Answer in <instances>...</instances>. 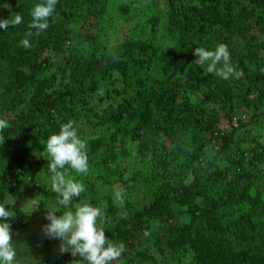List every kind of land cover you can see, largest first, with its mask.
<instances>
[{"label": "trees", "instance_id": "trees-1", "mask_svg": "<svg viewBox=\"0 0 264 264\" xmlns=\"http://www.w3.org/2000/svg\"><path fill=\"white\" fill-rule=\"evenodd\" d=\"M36 2L0 0V19L17 12L23 18L21 24L0 30V119L9 125L0 130V203L25 179H37L40 167L30 157L31 144L44 150L48 135L69 118H78L65 114L74 100L88 105L105 87L103 99L109 105L102 113L89 105L82 114L87 123L94 118L104 129L87 144L91 171L84 176L103 181L98 170L123 159V145L137 138L142 140L136 160L153 156L163 169L176 163L183 172L169 187L148 194L145 202L126 207L124 215L103 220L105 236L125 244L163 218L168 235L190 251L188 264H264V174L259 168L264 146L246 137L249 147H240L237 138L241 130L251 132L248 126L257 114L253 110L246 120L245 111H237L240 103L249 108L264 92V44L247 41L237 62L229 61L235 75L227 80L215 72L193 74L195 48H215L218 39L227 44L255 30L264 34V0H157L163 4V22L145 4L150 12L146 22L153 33L161 26V38L170 39V46L132 31L120 40L100 35L110 0H57L49 27L28 36ZM130 6L121 2L118 9ZM24 38L30 41L28 49L20 46ZM46 68L51 72L41 77ZM48 88L54 89L51 97ZM110 91L121 101L110 100ZM208 146L215 147V154L202 156ZM121 165L110 173L112 184L135 180ZM93 186L86 183L84 194L93 192ZM34 187L30 191L39 192ZM23 216L19 211L18 220ZM182 218L187 223L173 224ZM44 244L33 264H81L79 257L59 252V240L45 239Z\"/></svg>", "mask_w": 264, "mask_h": 264}, {"label": "rangeland", "instance_id": "rangeland-1", "mask_svg": "<svg viewBox=\"0 0 264 264\" xmlns=\"http://www.w3.org/2000/svg\"><path fill=\"white\" fill-rule=\"evenodd\" d=\"M121 2H128L131 4L130 10H119L118 5ZM110 4L103 24L101 27L99 25L100 29H98V31L102 33L100 35L107 34L110 40L111 36H115L113 40H120L121 37H124L123 34L132 31L134 35L138 34L143 37H152L156 40L157 45H172L170 39L166 37L161 38L163 34L161 31H158V29H161V26H157V30L153 33L151 25L145 20L147 13H150L147 8L144 7L145 4H149L154 13L161 15V22L165 20L163 16V4L161 2L158 3L157 0H110ZM4 9L7 12L11 11L7 6ZM136 12H138V14ZM104 37L105 36H103V38ZM247 41H253L256 42V44H264V34L259 30H255L242 37H234L233 40L231 39L228 41V51L230 50L229 54L231 53V55H229V61L232 63L237 62L239 56L238 52L241 51V48L244 47ZM214 42H216V45L220 43L219 39ZM216 45H214V47ZM260 53L262 55L263 50H261ZM193 71L194 75L202 76L207 72V67L206 65L201 67L197 64ZM50 72V68L44 69V71L41 72V77ZM117 87L120 88L121 84H117ZM261 87L262 90H264V82ZM105 90L106 88L103 87L98 94L92 95L88 105L83 104L80 98L74 100V104L70 105V109L65 111L67 118L70 116V112L78 115L77 119L69 118V120L75 122L79 135L82 139L86 140L87 144L90 139L95 137L98 133L101 135L104 129L96 123L97 120L94 118H92L90 123H87L85 119L82 118V114H87L89 112L87 110L89 105H94V110L99 113L103 112V108L106 104L109 105V100L103 99ZM46 93L47 96L51 97L54 94V89L48 88ZM110 95V100L116 102L121 101L120 97L115 94L114 91H110ZM252 97H256V93L252 94ZM256 101L255 105H251L249 108H247V106L243 107L242 105L244 103L241 102L240 109H237V111H245L246 120L252 115L253 110L257 112L248 126L251 128V132L248 135L242 134V130L237 132L240 147L243 144H247L249 147V144L245 140L246 137L257 139L260 144L264 146V92L262 93L261 99ZM106 135L108 136V134ZM141 140L142 138L127 140L123 145L126 156H124L123 159L120 157L110 161L108 170L102 168L98 170L103 176V181L101 179L97 180L92 176L90 177V174H88V178L84 175L77 176L69 169V174L81 180L84 185L88 182L93 183V192L90 191L81 194L80 198H74V202L77 200H87L91 205L100 208L102 216L98 220L99 226L105 219L110 221L113 217L118 218V216L124 215L126 207L134 208L136 204L145 202L149 197L148 194L151 192L169 187L174 183V179L179 178V176L182 177L183 172L179 171L176 163H172L170 166L163 169L158 165L156 157L151 155V157L145 158L144 161L139 159L136 160L137 147L141 143ZM31 150V159L36 161L40 167L37 179H25L15 187L13 192H8L2 202L14 212V215L10 217L9 220L11 222V230L15 233L13 236V243L17 248L16 264H33L41 257L44 252V240L49 239L42 231V226L47 223L44 218L45 212L47 209L55 210L57 207V194L51 191L47 181L48 159L45 150L39 151L34 143L31 144ZM215 151V147L208 146L205 148L202 156L210 157L215 154ZM134 158L135 161H137L136 163ZM120 160L123 161L120 162ZM119 164H123L121 166L127 168L128 175H135V180L131 179L128 180L127 183L112 184L114 177L110 173H112L115 166ZM90 167L91 166H89L88 172L91 171ZM259 168L264 174V161L259 164ZM31 186H35L34 188L36 190L39 189V192L30 191L29 188ZM117 191L123 194L121 200L115 199L114 193ZM42 193H47V196H42ZM145 197L147 198L143 201ZM19 211H23L25 214L21 220H18ZM115 212L116 214H114ZM56 214L59 215V213ZM187 221V218H182L181 220L178 219L173 221V224L180 225L182 223H187ZM166 227V221L163 218L152 221L144 234L124 244L125 251L118 259L114 260L112 264H188V262L193 260L190 251L187 248H183L181 244H179V241L175 240L174 236H169L167 229H165ZM141 254L147 255L148 259L142 258Z\"/></svg>", "mask_w": 264, "mask_h": 264}, {"label": "clouds", "instance_id": "clouds-1", "mask_svg": "<svg viewBox=\"0 0 264 264\" xmlns=\"http://www.w3.org/2000/svg\"><path fill=\"white\" fill-rule=\"evenodd\" d=\"M57 0H38L31 9L30 30L28 36L35 30L40 35L49 27V18L54 14ZM20 13H15L7 19H0V30H6L22 23ZM25 49L31 47L27 38L19 41ZM193 55L197 64L207 67V72H215L221 79L227 80L235 75L234 68L229 64L227 44L218 43L214 49L197 47ZM218 65H222L218 67ZM8 122L0 119V130L8 127ZM48 158L47 181L51 191L57 194L56 209L45 212L47 223L42 226L44 235L60 241L59 252H68L73 257H79L81 264H112L125 251L123 242H113L105 236V230L99 226L102 216L101 209L87 202L77 200L85 192L84 183L71 176L69 169L77 176L87 175L89 159L87 142L78 133L73 120L63 123L58 132L48 135L44 143ZM3 164L4 162L0 161ZM122 193H114L115 199L121 200ZM56 213H59L57 215ZM14 215L4 203H0V264H16L17 248L9 218Z\"/></svg>", "mask_w": 264, "mask_h": 264}, {"label": "built area", "instance_id": "built-area-1", "mask_svg": "<svg viewBox=\"0 0 264 264\" xmlns=\"http://www.w3.org/2000/svg\"><path fill=\"white\" fill-rule=\"evenodd\" d=\"M240 119H244V116L242 115V116H240ZM237 122H238V119H237V117H233L232 118V123H233V125L234 126H236L237 125Z\"/></svg>", "mask_w": 264, "mask_h": 264}]
</instances>
